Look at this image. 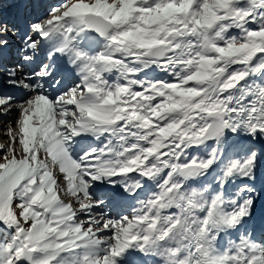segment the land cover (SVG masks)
Returning a JSON list of instances; mask_svg holds the SVG:
<instances>
[{"label":"snow or ice","instance_id":"6c2138e0","mask_svg":"<svg viewBox=\"0 0 264 264\" xmlns=\"http://www.w3.org/2000/svg\"><path fill=\"white\" fill-rule=\"evenodd\" d=\"M0 125V264H264V0H0Z\"/></svg>","mask_w":264,"mask_h":264},{"label":"bare ground","instance_id":"6f19581e","mask_svg":"<svg viewBox=\"0 0 264 264\" xmlns=\"http://www.w3.org/2000/svg\"><path fill=\"white\" fill-rule=\"evenodd\" d=\"M6 0H4V2H5ZM51 2H53V3H55V2H57V0H51ZM5 11V10H4ZM16 11V9L15 8H13L12 10H11V8H8V10L5 12V14H9V13H12V12H15ZM6 91H8V89H6ZM9 92V91H8ZM17 93H15V95H16ZM0 140L1 141H4V140H2L3 139V135H2V125H0Z\"/></svg>","mask_w":264,"mask_h":264},{"label":"rangeland","instance_id":"374dc122","mask_svg":"<svg viewBox=\"0 0 264 264\" xmlns=\"http://www.w3.org/2000/svg\"><path fill=\"white\" fill-rule=\"evenodd\" d=\"M0 139H1V138H0ZM2 140H4V139H2ZM3 142H4V141H1V140H0V143H3Z\"/></svg>","mask_w":264,"mask_h":264}]
</instances>
